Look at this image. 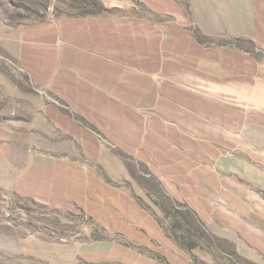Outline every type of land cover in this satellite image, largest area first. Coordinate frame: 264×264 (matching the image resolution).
I'll return each mask as SVG.
<instances>
[{"label": "crops", "instance_id": "obj_1", "mask_svg": "<svg viewBox=\"0 0 264 264\" xmlns=\"http://www.w3.org/2000/svg\"><path fill=\"white\" fill-rule=\"evenodd\" d=\"M101 1L117 10L65 15L3 42L65 139L64 156L39 173L61 178L64 194L82 190L87 164L116 149L156 168L179 200L249 215L243 193L264 191V64L197 39L174 0H140L155 17Z\"/></svg>", "mask_w": 264, "mask_h": 264}, {"label": "rangeland", "instance_id": "obj_2", "mask_svg": "<svg viewBox=\"0 0 264 264\" xmlns=\"http://www.w3.org/2000/svg\"><path fill=\"white\" fill-rule=\"evenodd\" d=\"M174 1L197 39L264 64V0ZM115 10L101 0H0V264H264L263 190L243 193L249 215L228 208L222 217L215 204L179 200L156 168L116 149L87 164L82 190L64 194L61 178L39 173L47 158L64 156L65 139L43 114L44 92L3 42L65 15Z\"/></svg>", "mask_w": 264, "mask_h": 264}]
</instances>
